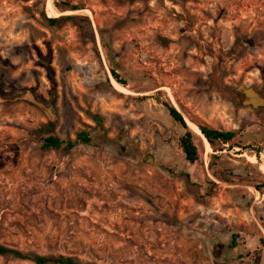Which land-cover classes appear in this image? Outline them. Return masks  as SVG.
<instances>
[{
  "label": "rangeland",
  "instance_id": "374dc122",
  "mask_svg": "<svg viewBox=\"0 0 264 264\" xmlns=\"http://www.w3.org/2000/svg\"><path fill=\"white\" fill-rule=\"evenodd\" d=\"M48 2L52 16L76 18L47 27ZM237 84L264 99V0H0V245L75 264H210L217 200L246 207L234 195L250 201L246 186L264 185V107L239 106ZM138 97L147 116L129 106ZM171 102L246 149L205 155L186 128L198 154L188 165L183 130L161 115ZM78 131L88 144L42 148Z\"/></svg>",
  "mask_w": 264,
  "mask_h": 264
},
{
  "label": "crops",
  "instance_id": "0c3cea01",
  "mask_svg": "<svg viewBox=\"0 0 264 264\" xmlns=\"http://www.w3.org/2000/svg\"><path fill=\"white\" fill-rule=\"evenodd\" d=\"M143 98L145 97H138L134 101H130L131 104L129 106L133 108L135 114L138 116H147L144 112L145 104ZM165 114L167 115L165 109L162 108L161 115L165 117ZM169 119L168 117V120ZM239 157L241 158L240 155ZM155 166H160V164L156 163ZM204 172H202L203 181L206 179L208 181H213L207 172L206 164ZM246 189L249 190L250 195L247 196L250 198V201L243 196L236 197V195H234L233 197L234 200L236 198L238 199L236 200L237 202H248L246 207L240 205L236 206L234 204L232 208L228 206H222L220 208L217 200V206L215 207L217 211H215V214H217L218 217H216L214 223L218 224V226L213 227L208 222L214 220L210 219L211 217L213 218V215H208L204 218L205 222H207L206 224L210 225V229H205L204 243L207 244L208 249L209 247L210 250L214 248V254L210 257L212 259L209 261L210 264H264V190H262V188L255 190L252 185H247ZM250 190L253 191L256 196L250 193ZM203 197L207 198L210 196L205 194ZM228 201L229 200L226 199L223 200L224 203ZM219 221L221 224H219ZM231 237H234L233 245L229 246Z\"/></svg>",
  "mask_w": 264,
  "mask_h": 264
},
{
  "label": "trees",
  "instance_id": "16d2710c",
  "mask_svg": "<svg viewBox=\"0 0 264 264\" xmlns=\"http://www.w3.org/2000/svg\"><path fill=\"white\" fill-rule=\"evenodd\" d=\"M68 10L73 11L75 9H71L69 7ZM39 16H40L41 20L43 21V23L46 24L47 27H53L60 22L70 21V20L76 18L73 16L45 18L42 11L40 12ZM109 72H110L112 79L114 81H116L117 84H119L121 86L125 85L124 82L121 81L119 79V77L113 71H109ZM162 106L165 109V111H166L168 117L171 119V121H173L175 124H177L181 128V130H183V134L177 139V147H178V149H179V151L183 157L184 162L189 164V165L196 163L198 160V154H197L195 146L193 145V143L191 141V135L187 131L188 128H187L186 124H184L185 123L184 119L182 120L181 116L175 111L176 109L174 107L170 106L169 104L164 103V104H162ZM91 121L97 126L100 123L99 119H97L96 117H93L91 119ZM47 126L49 127V129H52V124H48ZM195 126L197 127L198 131L203 136V138H205V141L209 145L212 152L221 153L222 151H224V146H226L225 149L227 152L231 151L232 148H238L241 150L246 149V148L240 147L239 143L232 144V141L234 139V133L233 132H222V131L212 130V129L208 128L207 126H204V125H195ZM89 140L90 139L87 136V134L84 132H80V131H78L74 134L73 141L67 140L65 142H62L55 137L48 136V137L43 139L42 148L43 149H57L61 145H64L65 148L69 149L75 143L86 145L89 143ZM235 155H240V154L235 153ZM238 160L244 161L243 158H239ZM208 167H209V165H208ZM211 176L213 178H215L212 174H211ZM184 177H186V175H184ZM215 179H217L219 182H223V181H220V179H218V178H215ZM205 183L207 186H214V184L212 182L208 181L207 179L205 180ZM224 183H226V185H229V184H227V182H224ZM263 187H264V185H260V187L253 185V188L255 190H259L260 188H263ZM233 240H234V237H231V242H230L229 246L233 245ZM6 255H10V256L14 257L15 259H19V260H27L33 264H46L49 262H51L53 264H75V261L70 259V258L58 257L56 259H50V258H46V257H39L36 255H25V254H22L16 250H13V249H10V248H7L5 246L0 245V257L6 256Z\"/></svg>",
  "mask_w": 264,
  "mask_h": 264
},
{
  "label": "water",
  "instance_id": "95a60500",
  "mask_svg": "<svg viewBox=\"0 0 264 264\" xmlns=\"http://www.w3.org/2000/svg\"><path fill=\"white\" fill-rule=\"evenodd\" d=\"M198 54H201L200 51H197V58ZM234 92L238 97H240L238 102L239 106L249 108L252 111H256L264 107V99L251 87H245L242 84H237ZM22 99L38 109L45 117L47 123H53L55 121V110L52 106H44L43 104L35 101L28 93H25ZM97 127L100 129V126Z\"/></svg>",
  "mask_w": 264,
  "mask_h": 264
},
{
  "label": "bare ground",
  "instance_id": "6f19581e",
  "mask_svg": "<svg viewBox=\"0 0 264 264\" xmlns=\"http://www.w3.org/2000/svg\"><path fill=\"white\" fill-rule=\"evenodd\" d=\"M47 7H48V11L50 13V18H55L54 16H52V11H51V8H50V4L48 2L47 4ZM198 56H200V54H198ZM111 79V84L114 88V90L120 94H124L126 95L127 92L124 90V88H122L119 84L116 83V81H114L112 78ZM164 92L166 93V91L164 90ZM168 92V91H167ZM172 105L174 106L175 109H177V107L175 106V104L173 102H171ZM184 119V122L186 123L187 125V128H189L197 137H199L201 140H202V143H203V146H204V151H205V155L207 153H209V145L207 144V142L205 141V138H203V136L200 134V132L198 131L197 127L195 126V124H193L192 122H190L189 120H187L186 118H183Z\"/></svg>",
  "mask_w": 264,
  "mask_h": 264
}]
</instances>
